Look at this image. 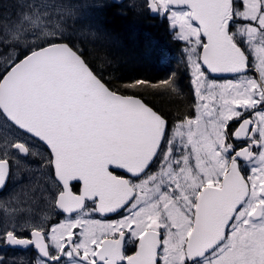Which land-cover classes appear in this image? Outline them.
<instances>
[{"label":"snow or ice","instance_id":"1","mask_svg":"<svg viewBox=\"0 0 264 264\" xmlns=\"http://www.w3.org/2000/svg\"><path fill=\"white\" fill-rule=\"evenodd\" d=\"M148 6L170 12L173 29L178 24L179 38L191 45L199 100L219 99L218 107L203 103L205 113L177 125L179 142L169 139L160 114L110 90L72 46L57 41L64 26L46 19V5H27L31 10L15 20L0 15V43L32 41L25 58L0 77V120L7 125L0 126V185L9 173L4 157L30 152L24 141L8 140L10 130H22L50 149L48 163L59 181L53 202L69 214L50 234L37 225L30 239L14 230L0 238L34 245L37 264H67L65 256L76 264H264V0L240 6L236 0H151ZM253 54L259 79L247 75ZM206 73L233 74V80L217 85ZM139 84L160 86L136 81L126 87ZM205 114L211 120L203 121ZM233 120V135L247 141L239 150L227 142ZM253 149L259 166L244 175L238 158L257 159ZM157 162L159 170L150 173ZM90 213L120 219L104 223L86 218ZM126 238L137 242L132 255L124 250Z\"/></svg>","mask_w":264,"mask_h":264},{"label":"trees","instance_id":"2","mask_svg":"<svg viewBox=\"0 0 264 264\" xmlns=\"http://www.w3.org/2000/svg\"><path fill=\"white\" fill-rule=\"evenodd\" d=\"M98 15L101 33L107 43L82 42L81 50L80 45L62 41L83 57L110 90L141 98L166 119L169 129L176 122L191 118L195 97L182 57L184 43L174 38L167 19L151 17L135 8L116 4L105 6ZM5 72L0 69V77ZM165 80L172 86L164 85ZM136 81H149L160 86L139 84L135 88L126 87ZM230 128L231 134L233 129Z\"/></svg>","mask_w":264,"mask_h":264},{"label":"rangeland","instance_id":"3","mask_svg":"<svg viewBox=\"0 0 264 264\" xmlns=\"http://www.w3.org/2000/svg\"><path fill=\"white\" fill-rule=\"evenodd\" d=\"M242 0H236V2H239ZM110 1L109 0H80L76 2H72L69 0H0V15L11 17L12 20H15L18 15L23 11L27 12L31 9L27 7V5H46V8H43V11H47L48 16L46 19L52 20V21H59L64 26L63 31V37H56L58 40H68L69 42L73 43L74 45H80L82 42H87L91 44H104L107 43V40H104V35L101 33V27L99 25V21H101L100 16L98 13L102 8L108 5ZM128 6H131L140 12H145V6L143 0H131ZM242 5V4H241ZM171 13L169 12L168 20L171 25V30H175L176 37L178 40H180L183 43H186V46L183 48L182 57L183 60L187 66L188 72L191 76V84L194 87L195 91V97H196V115L194 116L193 120L197 118L198 115L201 113H205V109L202 107H199V105L203 103H208L209 106L213 103H216L217 107L219 106V99L216 98L215 101L211 99H206L204 101H200L199 98L196 96V85L193 84V70L190 66L189 61V52L188 49L191 47V45L188 43L187 40L180 39V28L177 24L176 28L173 29L172 27V21L169 19V16ZM4 23L3 20H0V25ZM32 41H28V45H25L21 43L19 46H13L11 43H0V69L6 70L9 68V65L12 64L13 61H18L21 57V55L24 52H29L30 45ZM82 50V48H81ZM252 59V65L253 67L258 71L256 64L257 61L255 59V55L251 57ZM193 60H195V56H193ZM259 74V72H258ZM249 77H253L251 75H248ZM210 82H214L217 85H225L233 80V78L229 79H212L209 76H207ZM255 78V77H253ZM201 91L204 93V95L207 97L209 95V90L205 86L201 89ZM212 117L209 115H203L202 120L203 121H209ZM253 119H258V117L255 116V113L252 115ZM186 121V120H185ZM184 122V121H183ZM182 123V122H181ZM180 124V123H178ZM177 124V125H178ZM177 125L171 130L169 139L175 138L177 142L181 139L180 137H175L176 128ZM0 126L6 128L7 125L4 123L3 120H0ZM195 129V126H193ZM186 131V130H185ZM21 139L24 140V135L13 130H10L8 132V140L9 139ZM183 139L186 141L187 136L185 135ZM196 139V137H194ZM11 152V149H9ZM2 151H0L1 153ZM188 152H191V146L188 147ZM177 156L181 155V153H177ZM257 159L250 163H242L240 164V170L244 175H251V168L252 167H258L259 166V160H258V154ZM231 156L229 155V159ZM191 165L195 167V159H192L190 161ZM16 179L15 181L18 182L20 177H23V175H15ZM25 177V176H24ZM22 182L18 185H13L12 190L10 193L6 196L0 199V205L2 213H3V227L5 230L8 229L12 225L11 222L7 220H11L13 217L14 220H18L21 222L22 226H25V222L28 219V216L26 214L29 213V204L27 201L26 194L29 192V189H32V182L31 179ZM50 184V183H49ZM51 185V184H50ZM30 196V193H29ZM92 216V213H90V216L86 218H90ZM164 230L161 229V232ZM39 260V259H38ZM38 260H36L38 262ZM65 262L67 264H76V260L69 261V258L66 256ZM6 263L4 261H0V264Z\"/></svg>","mask_w":264,"mask_h":264},{"label":"flooded vegetation","instance_id":"4","mask_svg":"<svg viewBox=\"0 0 264 264\" xmlns=\"http://www.w3.org/2000/svg\"><path fill=\"white\" fill-rule=\"evenodd\" d=\"M125 4H127V2L119 5L124 6ZM236 124L238 126L237 121ZM9 141L12 143L24 141L26 144L30 145V152L27 156L20 154L18 158H14L13 156L4 157L9 160V177L6 180L7 182L5 186L2 188V190H0V199L6 197L10 193L14 184L18 185L22 182H25V177L26 181L31 179L32 189L30 188L29 192L26 194V196L28 195L27 201H29V213L26 214L28 216V219L25 222V226H22L20 221L14 220V218L12 217L11 220H7L11 222L12 225L8 227L7 230L2 228L4 216L1 211L2 208L0 205V235H2L5 231L14 230L15 234L18 237L30 239L31 231L37 225H40L44 232L50 234L52 226H58L61 222H65L69 218V214L62 212V210L57 208L55 203L53 202L56 194V187L59 181L55 177L54 166L48 163L50 150L42 143L27 136H24V140L13 138L9 139ZM229 141L230 140L228 139V143H230ZM246 143L247 141L245 140L234 141L233 146L235 149H239L244 147ZM14 151L15 149H11V152ZM0 156H3V152L0 153ZM159 167V162L154 163L148 171L150 173H155L159 170ZM15 175H23V177H20L18 182H16ZM124 176L126 178H130V176ZM72 183L74 185H77V182L75 181H73ZM75 191H79L78 185L75 188ZM86 203L90 205V202ZM72 215L73 217H75L76 214ZM90 218L104 223L115 222L116 220L120 219V217L116 215L106 217L100 215L99 213H92V216ZM75 231L79 233V229H75ZM46 243L51 245L50 240L46 241ZM136 247L137 242L134 239L126 238L124 250L128 255L134 254ZM52 251L55 252V249L52 248ZM65 258L66 256L63 257V260H65ZM38 259L41 258L36 253L34 245H9L7 244L5 239L0 238V261L5 260L6 263L4 264H36V260ZM49 264H52V262H49Z\"/></svg>","mask_w":264,"mask_h":264},{"label":"water","instance_id":"5","mask_svg":"<svg viewBox=\"0 0 264 264\" xmlns=\"http://www.w3.org/2000/svg\"><path fill=\"white\" fill-rule=\"evenodd\" d=\"M148 1V3L150 4L151 3V0H147ZM149 9H150V11H151V16H157L158 15V13H155V12H153L152 10H151V8L149 7ZM25 58V57H24ZM23 58V59H24ZM23 59H21V60H23ZM83 59V58H82ZM20 60V61H21ZM84 60V59H83ZM19 62V61H18ZM201 63H202V61H201ZM91 70V69H90ZM205 71H206V68L204 69ZM249 70V69H248ZM247 70V71H248ZM92 71V70H91ZM211 77H213V78H222V77H227V76H232L233 74H212V73H208ZM134 97V96H133ZM135 98H138V97H135ZM138 99H140V98H138ZM142 102H144V101H142ZM145 103V102H144ZM146 104V103H145ZM147 105V104H146ZM163 118V117H162ZM21 132H22V130H20ZM25 134H27V133H25ZM28 136H30L31 137V134H27ZM242 136H243V134H242ZM32 138H34V137H32ZM234 138H236L235 136H234ZM34 139H36V138H34ZM37 140V139H36ZM41 143H43L42 141H40ZM44 144V143H43ZM46 147H47V145L46 144H44ZM48 148V147H47ZM49 149V148H48ZM50 150V149H49ZM238 161H244V162H250V161H247V160H245V159H243V158H238ZM119 171H121L122 172V170H119ZM124 174H126V175H129V176H131V174H129V173H124ZM7 177H8V175L6 176V178H5V183H6V179H7ZM5 183H4V185H5ZM4 185H0V188H3V186ZM114 214V213H113ZM113 214H106V216H110V215H113ZM105 216V215H104ZM76 259V258H75Z\"/></svg>","mask_w":264,"mask_h":264}]
</instances>
